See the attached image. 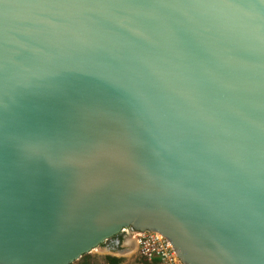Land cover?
I'll use <instances>...</instances> for the list:
<instances>
[{"label":"water","instance_id":"water-1","mask_svg":"<svg viewBox=\"0 0 264 264\" xmlns=\"http://www.w3.org/2000/svg\"><path fill=\"white\" fill-rule=\"evenodd\" d=\"M128 228L264 264V0H0V264Z\"/></svg>","mask_w":264,"mask_h":264},{"label":"built area","instance_id":"built-area-1","mask_svg":"<svg viewBox=\"0 0 264 264\" xmlns=\"http://www.w3.org/2000/svg\"><path fill=\"white\" fill-rule=\"evenodd\" d=\"M132 239L136 240L140 255L148 260H157L161 264H184L171 242L159 233L135 232Z\"/></svg>","mask_w":264,"mask_h":264},{"label":"rangeland","instance_id":"rangeland-1","mask_svg":"<svg viewBox=\"0 0 264 264\" xmlns=\"http://www.w3.org/2000/svg\"><path fill=\"white\" fill-rule=\"evenodd\" d=\"M130 251H124L122 246L118 251H114L113 254L101 253L100 250L87 254L80 261L74 264H109L108 257L117 258L120 260L118 264H161L157 260H148L140 255V252L129 249Z\"/></svg>","mask_w":264,"mask_h":264},{"label":"flooded vegetation","instance_id":"flooded-vegetation-1","mask_svg":"<svg viewBox=\"0 0 264 264\" xmlns=\"http://www.w3.org/2000/svg\"><path fill=\"white\" fill-rule=\"evenodd\" d=\"M134 233L135 232L132 228H128L125 232L104 244L103 247H108L113 251H118L123 244H127L128 242L131 243Z\"/></svg>","mask_w":264,"mask_h":264},{"label":"trees","instance_id":"trees-1","mask_svg":"<svg viewBox=\"0 0 264 264\" xmlns=\"http://www.w3.org/2000/svg\"><path fill=\"white\" fill-rule=\"evenodd\" d=\"M108 259H109V264H118V263H120V260L117 259V258L108 257Z\"/></svg>","mask_w":264,"mask_h":264}]
</instances>
